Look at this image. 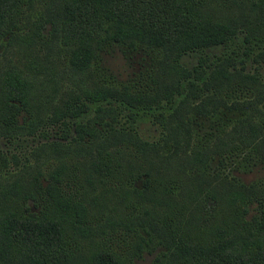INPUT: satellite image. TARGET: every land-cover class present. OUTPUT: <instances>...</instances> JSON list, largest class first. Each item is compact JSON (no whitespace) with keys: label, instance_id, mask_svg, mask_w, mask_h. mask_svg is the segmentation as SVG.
<instances>
[{"label":"trees","instance_id":"trees-1","mask_svg":"<svg viewBox=\"0 0 264 264\" xmlns=\"http://www.w3.org/2000/svg\"><path fill=\"white\" fill-rule=\"evenodd\" d=\"M31 1L0 0V45L15 38L20 13ZM44 2L34 18L48 23L50 37L42 39L39 60L29 61L28 69L11 64L0 70V136L30 135L44 122L54 124L58 113L73 124L74 135L34 150L49 162L56 159L50 168L53 182L42 187L35 177L25 187L3 184L2 197L22 191V201L43 195L45 204L41 211L25 204L0 208V264H135L132 259L144 253L152 255L148 264H264V185L228 183L214 175L216 185L204 192L195 183L191 191L183 189L175 180L204 154L190 153L193 115H218L219 124L204 137L210 152L251 146L264 163V78L242 71L250 60L258 62L256 57L264 62V0ZM22 47L16 45L21 52ZM109 48H117L124 59L140 55L148 64L144 75L127 82L100 78V54ZM184 56L195 57V64L184 66ZM214 77L224 89L245 95L224 99L222 89L216 90V103L196 100L214 87ZM64 82L78 90L77 98L69 108L54 109L47 97ZM149 117L164 118L166 124L154 142L141 140L132 130ZM118 118L126 128L116 129ZM97 120L108 129H96ZM118 141L129 149L125 166L132 173L120 176L104 155L101 165L91 163L85 180L90 185L88 175L98 174L112 179L117 189L120 185L136 194L139 206L132 205L134 211L124 218L132 238L121 251L92 246L84 262H78L72 235L89 205L56 184L68 171L61 158L70 153L110 155ZM134 179L140 180L139 188L130 184Z\"/></svg>","mask_w":264,"mask_h":264},{"label":"rangeland","instance_id":"rangeland-1","mask_svg":"<svg viewBox=\"0 0 264 264\" xmlns=\"http://www.w3.org/2000/svg\"><path fill=\"white\" fill-rule=\"evenodd\" d=\"M34 1L32 0L26 7L25 4L22 6V9L25 7V10L23 13H20L17 27L14 29L15 38L6 43V46L0 45V70L5 69L11 64L14 66L17 65L20 68L26 66V69H28L27 63L29 61L39 60L41 51H43L42 39H47L50 36L48 35V23L44 22L43 24L39 17L34 18L39 4L43 8L46 2L44 0ZM3 41L6 42L7 37L3 38ZM16 45L23 46V52L16 49ZM216 52L220 53L221 49L218 48ZM100 55L99 67L102 69H100V78H113L118 82L132 81L143 76L142 71L146 67L148 68V64H143L144 61L137 53H132L130 59H124L117 48H109L101 52ZM254 60L258 62L250 60L244 64L242 71L248 74L256 71L259 77L263 79L264 62L260 61L257 57ZM195 61L196 58L193 56H184L180 60V63L190 67V65L195 64ZM236 66L237 68L240 67L238 65ZM220 82L222 81L218 77H214L212 84L215 88L213 87L208 91H203L196 100L205 99L210 102H215L214 98L218 97L217 91L222 89L225 91L221 93V96H225L224 99L229 98V100H232L242 97L243 94L245 95V92L239 89H236L235 92L232 91L231 87L224 89L223 83ZM77 94L78 90H75L70 84L64 82L60 89L52 91L51 95L46 97L49 98L51 96L52 107L54 109L60 106L69 108L75 102ZM38 101V99H35L34 102ZM76 101L84 102L81 97H78ZM58 116L54 124L44 122L30 135L17 134L8 138L0 136V157L2 159L5 158L4 162L0 158V190H2L3 184L5 185L6 182L11 181L22 184L25 187L29 182L32 183L35 177L42 187L49 182H53L54 179H50V168L54 167L56 159L49 162L44 157L43 152H40L41 150L37 154H35L34 150L44 142H65L63 139L65 134L67 138L74 135L73 124L70 125V122L60 117L61 115L59 113ZM217 116L213 122V128L219 124ZM22 117L20 115L17 118L16 122L18 124L22 122ZM94 125L100 131L108 129V124L105 121L97 120L94 122ZM114 125L119 130L126 128L122 122L120 123V119ZM165 127L164 118L149 117L133 126L132 130L134 133L137 132L136 134L141 140L154 142L161 137ZM193 127L194 131L192 133L190 153L202 151L204 154L200 157L199 163L194 160L191 161L193 164L192 169L188 167L184 173L175 176V180L181 181L184 186L183 189L191 191L193 189L192 184L195 183L200 190L204 192L208 191L216 185L212 181L214 175L225 178L224 180L228 183L238 182L247 185L255 182L260 187L264 185V163L257 160L256 153L252 149L253 147L236 145L235 148L234 146L229 148L227 153L221 154L218 153L217 147L213 152H210L213 149H209V145L204 138L207 134L206 132H208V128L205 125H194ZM66 129L67 131L65 132ZM119 141L117 145L112 147L114 151L110 155H100L95 152L81 155L70 153L68 156L61 158V162L68 167V171L66 172L67 175L59 178V183L56 184H60V187L69 196L73 198L77 196L82 202L89 205L86 219L84 218L80 226L73 230L72 235L74 240H76L74 245L76 246L75 252L76 257H78V262L79 260L84 262L88 254L93 250L92 246L107 245L112 246L117 251H121L124 249L123 243L127 239L132 238L127 234L130 231L126 227L129 223L124 218H128L127 216H129L130 211H134L132 205L139 206V202L137 203L136 200V194L120 185L117 189V184H112V179L105 178L104 176L100 178L98 174L88 175L89 182H91L90 185L85 180L87 177L86 171L88 169L90 170L91 163L95 162V165L98 163L101 165L103 162L99 158L104 157V155L109 156L108 159L111 165L116 167L120 176H123L124 172L125 175L132 173L125 166L131 157V154H126V152H129V149L125 148L123 144L121 145ZM209 143L213 145V139L210 138ZM36 155L38 156L36 157ZM34 164L38 165V167L35 168ZM69 171L72 175L75 174L72 180ZM130 184L132 187L139 188L140 180H131ZM0 195H2L1 191ZM22 199V191L13 196V198L0 196V208L25 204L31 210L41 211L45 204V196L43 195L38 196L35 201L30 199L22 201ZM149 204L146 203V205ZM53 211H55L54 208L52 209ZM151 258L152 255L144 253L140 259H132V262L135 264H148Z\"/></svg>","mask_w":264,"mask_h":264},{"label":"flooded vegetation","instance_id":"flooded-vegetation-1","mask_svg":"<svg viewBox=\"0 0 264 264\" xmlns=\"http://www.w3.org/2000/svg\"><path fill=\"white\" fill-rule=\"evenodd\" d=\"M211 107H214V106H211ZM213 112H216L215 110ZM216 115H212L211 117V120L209 119L208 116H192L191 118V123H192V126L194 125H197V126H200V125H205L208 129H211L212 125H213V122L215 121L216 119ZM207 133V132H206Z\"/></svg>","mask_w":264,"mask_h":264}]
</instances>
